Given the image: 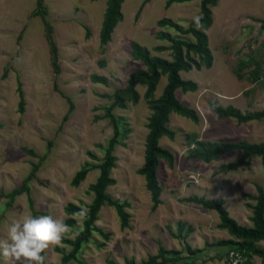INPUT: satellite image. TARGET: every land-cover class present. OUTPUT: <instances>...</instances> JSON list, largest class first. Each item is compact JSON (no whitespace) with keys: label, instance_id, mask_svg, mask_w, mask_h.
<instances>
[{"label":"rangeland","instance_id":"rangeland-1","mask_svg":"<svg viewBox=\"0 0 264 264\" xmlns=\"http://www.w3.org/2000/svg\"><path fill=\"white\" fill-rule=\"evenodd\" d=\"M202 1L124 0L122 21L111 40L101 44L108 0H0V238L24 215L62 217L73 233L63 246L45 253L47 264H61L83 222L78 224L80 218L66 215L64 208L72 204L88 210L94 198L92 186L99 175L95 167L114 134L107 117L110 108L120 135L113 151L116 166L110 172L116 183L106 193L129 204L128 227L121 228L114 208L103 206L95 231L70 264H141L152 257L161 262L160 251L165 252V264H264V258L248 249L223 244L237 240L218 228L215 211L190 201L197 197L223 202L239 225L252 226L255 201L250 197L257 195L256 184L264 188L262 159L252 157L247 167L221 173L220 167L238 161L241 152L211 163L192 159L191 154L196 141L264 142V118L240 124L234 118H218L210 106H232L242 114L264 109V0H216L208 5L212 21L204 33L211 67L205 68L200 56L191 53L200 69L182 72V79L194 82L197 90L175 93L180 103L195 110L198 122L174 113L169 117L167 128L174 139L162 137L159 145L173 161H159L156 174L162 191L156 210L138 173L153 114L146 87L135 86L136 103L126 97L125 108L113 106L116 92L128 88L137 68L144 69L131 58V44L171 61L172 40L195 43L187 29L201 17ZM163 19L180 30L159 25ZM94 75L106 83L93 82ZM165 84L162 75L152 101L160 98ZM34 165L38 169L27 182L28 193L10 202L7 195L21 188ZM83 169H89L85 179L73 186L74 176ZM252 245L264 249V242Z\"/></svg>","mask_w":264,"mask_h":264},{"label":"trees","instance_id":"trees-1","mask_svg":"<svg viewBox=\"0 0 264 264\" xmlns=\"http://www.w3.org/2000/svg\"><path fill=\"white\" fill-rule=\"evenodd\" d=\"M123 1L124 0H108L99 32L101 44H107L111 40V34L114 28L122 21L120 7ZM147 1L149 0H145L144 3ZM172 1L173 0H169V3ZM215 3L216 0L202 1L200 18L203 28L201 30H197L194 21L190 23L187 32L191 33L195 38V43H187L181 40L171 41V61L151 56L147 48L142 47L137 43H132L131 58L134 61L141 62L144 69L137 68L129 77L128 88L125 91H118L114 95L113 106L125 108L124 101L126 97L133 103L138 101V94L135 91V86L141 84L146 87L145 98L149 99L153 114L147 125L148 134L144 143L143 167L138 173L143 176L145 187L150 193L152 210H156L161 204L160 195L162 189L159 185L156 174L159 161L165 160L169 164L173 161L172 154L159 145V141L162 137H167L170 140L174 139V133L167 128L170 115L174 113L190 119L194 123L198 122V116L195 110L180 103L175 96V92L180 90L182 93H192L197 90V85L194 82L183 80L179 74L180 72H188L193 67L197 70L200 69L201 65L191 58V53L200 56L205 68L208 69L211 67L212 56L208 49L207 36L204 31L210 27L212 21L208 5H214ZM38 6H40L39 3ZM159 25H169L180 30L170 20L166 19L161 20ZM157 50L163 51L165 49L159 47ZM162 75L166 76V84L162 90L160 98L156 101H152L151 97ZM91 79L95 83H106V79L101 76L94 75ZM18 95L20 99L19 110L22 111L24 107V97L20 88L18 90ZM210 106L218 118H234L240 124L250 121H259L264 118V109L251 114H242L238 109L232 106L224 108L217 103H212ZM107 117L112 124L114 134L104 151L103 159L100 164L95 167L99 171V175L92 186L94 198L88 206L87 217L83 219L81 231L73 241L68 242L72 246V250L69 253L62 255L61 264H70V261L77 259L79 250L83 244L90 239L92 233L95 231L94 224L97 221L98 213L103 206L114 208L120 219L121 228L125 229L128 227L129 215L126 213L125 209L129 208V204L127 202L120 203L119 201L112 199L106 193L107 188L116 183L111 177L110 172L116 166L117 159L113 155V151L115 145L119 142L118 138L120 135L117 120L111 114L110 108L107 110ZM232 151L241 152V156L235 163L222 165L219 169L221 173L237 171L242 167H247L252 157H260L264 165V142L251 144L245 141L238 143L196 141L194 143L191 158L200 160L204 163H211L219 160L223 155ZM89 156L93 158L92 155ZM37 169L38 165H34L21 188L16 189L7 195V197L10 198V202H12L16 196L24 192L28 193L27 182L34 178ZM88 171L89 169H83L78 172L72 180V185L78 186L85 179ZM255 190L257 195L255 197H250L255 201V205L252 208L251 227L241 226L232 219L229 216V213L225 210L223 202L216 203L199 199L197 197L191 198L190 201L200 205L203 209L215 211L220 222L218 228L225 230L231 237L237 240L236 242L225 241L223 244H236L242 249H248L254 256L264 258V249L256 248L252 245L257 242H264V188L256 184ZM29 202L30 206H32V201L30 199ZM79 210V207L68 204L64 208V213L68 216H72V213ZM34 215H36V212H33V216ZM164 254L165 252L163 251H160L158 254V257L160 256V258H162L161 262H157V257H152L149 263L141 264H165L166 259L164 258ZM108 264L115 263L109 261ZM125 264H135V262L130 260L126 261Z\"/></svg>","mask_w":264,"mask_h":264},{"label":"clouds","instance_id":"clouds-1","mask_svg":"<svg viewBox=\"0 0 264 264\" xmlns=\"http://www.w3.org/2000/svg\"><path fill=\"white\" fill-rule=\"evenodd\" d=\"M194 24L197 30L203 28L200 17L194 18ZM72 216L80 218L79 224L87 217V209L81 208ZM70 233L73 229L62 217L24 215L8 226L5 238H0V259L4 264H47L46 250L63 246Z\"/></svg>","mask_w":264,"mask_h":264},{"label":"crops","instance_id":"crops-1","mask_svg":"<svg viewBox=\"0 0 264 264\" xmlns=\"http://www.w3.org/2000/svg\"><path fill=\"white\" fill-rule=\"evenodd\" d=\"M180 74V77L182 78V72L179 73ZM184 80V79H183ZM186 81H189V80H186ZM176 93V92H175Z\"/></svg>","mask_w":264,"mask_h":264}]
</instances>
